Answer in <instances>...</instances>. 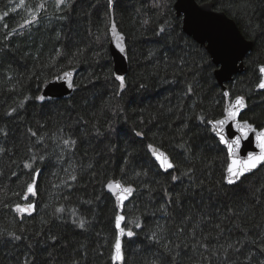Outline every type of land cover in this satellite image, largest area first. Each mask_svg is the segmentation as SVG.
I'll list each match as a JSON object with an SVG mask.
<instances>
[{
    "label": "trees",
    "instance_id": "16d2710c",
    "mask_svg": "<svg viewBox=\"0 0 264 264\" xmlns=\"http://www.w3.org/2000/svg\"><path fill=\"white\" fill-rule=\"evenodd\" d=\"M208 1L253 43L245 72L225 87L245 97L241 118L262 129L264 0ZM175 3L0 0V264H113L111 180L136 189L124 209L134 232L123 239L124 264H264V166L239 187L223 184L227 151L199 117H223L224 90ZM112 21L126 37L123 91L109 50ZM68 70L77 71L74 93L39 101ZM149 144L177 167L161 170ZM189 168L191 177L182 176ZM33 171L35 207L21 215L14 207L26 203Z\"/></svg>",
    "mask_w": 264,
    "mask_h": 264
},
{
    "label": "snow or ice",
    "instance_id": "6c2138e0",
    "mask_svg": "<svg viewBox=\"0 0 264 264\" xmlns=\"http://www.w3.org/2000/svg\"><path fill=\"white\" fill-rule=\"evenodd\" d=\"M59 5L65 4V0H57ZM109 3H113V0H109ZM159 6V4H157ZM6 15V13H5ZM35 19V17H33ZM31 23V21H29ZM23 27V25H21ZM161 32H164L165 29L163 27L160 28ZM112 36L116 40V47L120 52H125V47L123 44L124 37L119 35L115 24L112 25L111 28ZM99 39V37H98ZM259 72V83L257 84L258 89L264 90V65H261L258 69ZM65 77H70L71 73H65ZM57 79H60L57 77ZM115 79L119 81V90L123 91L126 87L125 85V77L123 75L117 74ZM67 87L72 88L73 84L71 80H67ZM188 91H191V87H189ZM224 100L226 101L224 106L223 118L214 120V121H205L204 117H199L201 123H208L213 125L211 128L212 133L214 134V138L217 139L219 144H222L224 148L227 150V162L225 173L223 176V184L225 185H235L236 187L240 186L241 177H244L247 173L252 172L257 167L264 165V130L257 132V129L253 127L251 123L247 120H243L240 116L241 111L247 107V103L244 96H236L232 97L229 91H224L222 93ZM39 100L44 101L45 97H38ZM234 128V131L232 129ZM239 133V135H236ZM250 134H256V140L258 141L257 147L259 148V154L250 153L247 155L246 159H241L239 155V151L241 148L242 141L248 140ZM35 135V134H34ZM137 135H141V133H137ZM64 143L68 145L69 143L74 144L75 141L65 140ZM148 151L151 153L154 158V162L159 166V168L165 172H169L176 168V164L171 160L170 156L163 151H160L158 148L149 144ZM24 167L32 169V164H25ZM192 170L191 168L185 170L182 173V176L191 177ZM39 173L33 171L32 172V182L28 183L25 188V193L22 195V200L26 203L24 204H16L14 207V211L21 215H30L34 209V204L30 201V197H35L37 195V184L36 179L38 178ZM71 179L75 180L76 177L72 176ZM171 179L173 181L178 180L179 177L176 175H172ZM106 188L108 192L115 198L116 208L118 209L114 222H115V241L112 245L111 252V260L114 264H124V249H123V241L122 238L126 235L127 237H132L134 232L131 229L127 228L125 224L126 217L121 214V211L124 208V201L127 200L135 191V189L130 185H125L118 180H111L106 183ZM219 190H223L222 188ZM230 190H235L232 188ZM169 201L172 202V197L169 195ZM59 211H63V209H59ZM75 222V221H73ZM135 224V227H141L138 221H132ZM123 225V226H122ZM79 226L81 228L84 227V221H79ZM162 229H158L161 231ZM14 239L19 240L20 237L15 234H10ZM152 237L154 240H159L157 232H153Z\"/></svg>",
    "mask_w": 264,
    "mask_h": 264
},
{
    "label": "water",
    "instance_id": "95a60500",
    "mask_svg": "<svg viewBox=\"0 0 264 264\" xmlns=\"http://www.w3.org/2000/svg\"><path fill=\"white\" fill-rule=\"evenodd\" d=\"M174 9L177 17L182 19V29L184 33L193 38V40L197 42L201 47L205 48L217 69L214 73L216 80L224 91H228L225 87V84L233 81L234 76L245 72V58L253 50V43L245 38V36L241 33L239 27L233 19L228 17L224 12H220L215 9V4L212 1L176 0ZM113 24H115L118 34L124 37L123 44L125 47V52L123 53L120 52L119 49L115 46L116 40L112 36L111 32ZM111 28L109 50L114 65L113 71L115 76L119 74L126 77L129 72L126 37L119 32L114 21H112ZM66 72L71 73V76L65 77L64 74ZM66 72L62 75L60 80L54 79L52 81L47 82L43 86L42 93L40 96L45 97L44 101L63 99L69 97L71 94L74 93L76 89L74 87V82L77 76V71L69 70ZM67 80H71L73 84L72 88L67 87ZM256 91L264 92V90L258 89V87H256ZM246 111L247 107L241 111L240 116H242ZM210 126L211 128L213 127V125ZM253 127L256 128L255 125H253ZM256 129L257 132H259L261 130H264V126L262 129ZM232 131H234V128L232 129ZM236 135H239V133H236ZM257 144L258 141L256 140V134H250L248 140L242 141L241 148L239 151L240 158L246 159L247 155L250 153L259 154V148L257 147ZM159 150L163 151L161 149ZM262 166L264 165L257 167L252 172L247 173L245 176H249L257 172ZM244 177H241V181ZM118 181L123 183L121 180ZM105 189L108 192L106 186ZM135 193L136 189L133 194L127 200L124 201V208L121 211V214L124 215V209L126 204L131 201ZM124 237L127 236L125 235ZM124 237L122 238V241Z\"/></svg>",
    "mask_w": 264,
    "mask_h": 264
},
{
    "label": "bare ground",
    "instance_id": "6f19581e",
    "mask_svg": "<svg viewBox=\"0 0 264 264\" xmlns=\"http://www.w3.org/2000/svg\"><path fill=\"white\" fill-rule=\"evenodd\" d=\"M69 71V70H68ZM231 83V82H230ZM41 95V94H40ZM40 97V96H39Z\"/></svg>",
    "mask_w": 264,
    "mask_h": 264
}]
</instances>
